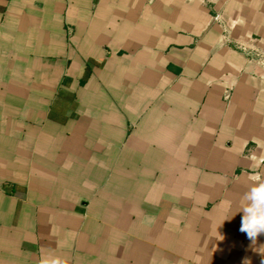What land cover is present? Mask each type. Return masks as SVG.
I'll use <instances>...</instances> for the list:
<instances>
[{
	"label": "crops",
	"instance_id": "obj_1",
	"mask_svg": "<svg viewBox=\"0 0 264 264\" xmlns=\"http://www.w3.org/2000/svg\"><path fill=\"white\" fill-rule=\"evenodd\" d=\"M257 182L264 0H0V264H261Z\"/></svg>",
	"mask_w": 264,
	"mask_h": 264
},
{
	"label": "clouds",
	"instance_id": "obj_2",
	"mask_svg": "<svg viewBox=\"0 0 264 264\" xmlns=\"http://www.w3.org/2000/svg\"><path fill=\"white\" fill-rule=\"evenodd\" d=\"M243 200L245 204L239 211L243 213L239 231L245 233L254 246L257 237L264 234V182L251 185L244 193ZM253 250L260 254L261 264H264V246ZM242 264H251V260L245 257Z\"/></svg>",
	"mask_w": 264,
	"mask_h": 264
}]
</instances>
